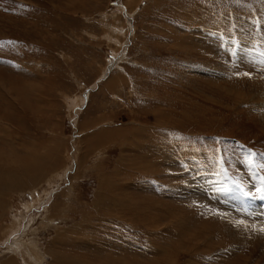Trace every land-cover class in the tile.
Here are the masks:
<instances>
[{"label":"rangeland","instance_id":"1","mask_svg":"<svg viewBox=\"0 0 264 264\" xmlns=\"http://www.w3.org/2000/svg\"><path fill=\"white\" fill-rule=\"evenodd\" d=\"M35 150L40 264H264V0H0V155Z\"/></svg>","mask_w":264,"mask_h":264},{"label":"bare ground","instance_id":"2","mask_svg":"<svg viewBox=\"0 0 264 264\" xmlns=\"http://www.w3.org/2000/svg\"><path fill=\"white\" fill-rule=\"evenodd\" d=\"M96 136H97V134H96ZM98 137H100V136H98ZM107 137H108V135H107ZM103 138H104V136H103ZM105 138H106V136H105ZM110 138H111V135H110ZM41 150H35L33 152V154H29L32 158H19L17 156V154H15V153H13V154L12 153H1L2 155H0V236L2 237V240L0 239V241H2L0 243V251L2 252V253H0V258L1 257L2 258L3 257L6 258L5 261L0 262V264H32V263L40 264L39 262H41V260H42L40 258L41 257V254L43 255L42 250H41V244H40V242L37 241V240H35V239H33L32 236L31 237L28 236V231L30 229L34 230L33 229L34 228V225L32 223V220L30 219V216L28 217V219L24 223H22V220H24V219H22V218L20 219L19 218L21 215L20 214L19 215L17 214L18 211H16L17 213L14 212L15 211L14 209L16 208L15 205H14L16 199H18V201L19 200H22V198H24V197H26V196L34 193V192L39 191L40 188L43 185L45 186V184L48 185V186H53V189H54L55 183L57 185L56 178H59L60 179L61 178L60 173L65 172V168L63 169L62 164L59 166L60 168L58 167L59 163L61 162V159H59V156L57 154L54 155L55 152L54 153L46 152V154H45ZM58 161H59V163H58ZM125 161H128V163L131 164V161L132 160L131 159H128V160L126 159ZM121 163H122V161H121ZM138 164L141 167V169L143 171H145V172H147L149 170L143 168V165H145L146 168H151L150 166H153L152 161L145 162L142 159H141L140 163H138ZM56 165H57V168L61 169L62 171L59 170V169H58L59 171L58 170L54 171L53 168ZM115 168L118 169V167H115ZM131 168H132V166H131ZM48 170L49 171H52L53 170L52 172H54V173L51 172L52 173V175H51V173H49ZM135 170H138V169L136 168ZM143 171H141V172H143ZM118 173L119 172H117V174ZM105 179L106 178H102V181L100 182V185H99V188L100 189L98 190L99 196H97L96 199H94L92 201V203L90 204V206L85 207L83 209V211H88L90 208H92V210L94 212V211H96L95 210V207H98L99 208V206L103 207L104 205L106 207V205H107L108 202L111 203L114 199H116V197H118L117 195H115L116 192L114 190H116V189H113L112 188L113 186L112 185H109V183H107L105 181ZM48 182H50V183H48ZM63 195L64 194L59 195L58 197H61L63 199L64 198ZM59 201L61 202L62 200H59ZM42 202H43L42 200L39 201V202L37 200L36 201V204H38L37 206L38 207H41L40 204ZM45 202H47V201H45ZM54 202L56 204V201L55 200H54ZM125 202L127 204H129L130 207L133 206V203L132 202L131 203L128 202V201H125ZM118 203H119V201H118ZM108 205H110V204H108ZM125 205L126 204L124 203L122 207L123 208L128 207L127 205L126 206ZM134 205L136 206V205H139V204H134ZM107 207H109V206H107ZM118 207H120V205H118ZM46 208L47 207L45 206L44 209L46 210ZM135 208H139L140 209V207H135ZM143 208L145 209V207H143ZM26 209H28V210L31 209V206L26 207ZM47 209H49V207ZM55 209H56V207L54 208V210ZM42 210H43V208H42ZM121 211H123V209ZM143 211H141V212L143 213ZM59 212H58L59 213L58 215H60V214L63 215V213H61V212H63V210H60ZM52 213H55V211H52ZM124 213H125V211L119 212L118 215L121 216L124 219V218H126V216L123 217V215H122ZM108 214H110V213H108ZM115 214L116 213H114V215ZM145 214H147V213H145ZM114 215H113L114 218H112L113 221L116 219V217ZM118 215H116V216H118ZM45 217H44V219L47 221L49 218H47V216H45ZM59 219H60V217H59ZM64 219H65V217H64ZM64 219H63V222H64ZM67 219L68 218L66 217V220ZM144 221H145V219L143 220V222ZM36 231L38 232L40 230L39 229L38 230L35 229V232ZM21 232H23V234H20ZM73 234L75 235L77 233L74 232ZM33 237H36V236L34 235ZM59 237H62L63 244H66L65 245L66 248H70V244H74L75 243V237L72 238L71 235L69 237L65 233H62L61 232V234L59 235ZM69 238H72V239H69ZM5 242L8 243V251L7 252H9V253L12 252L11 255H9V256H7V253L3 252L2 249H1L2 245ZM70 254H72V255H69V254H66V253L65 254L60 253V252L54 250V248H49L48 251H47V256L49 258L53 259V263L54 264H59V263H64V264H75V263L76 264H81L80 257H76L75 258L73 253H70ZM101 264H107V263L101 262Z\"/></svg>","mask_w":264,"mask_h":264},{"label":"snow or ice","instance_id":"3","mask_svg":"<svg viewBox=\"0 0 264 264\" xmlns=\"http://www.w3.org/2000/svg\"><path fill=\"white\" fill-rule=\"evenodd\" d=\"M245 75H248L247 73H245ZM258 191H260L261 195L264 196V186H262ZM247 194V193H245ZM241 224H243V222H240ZM261 232H264V228L260 229Z\"/></svg>","mask_w":264,"mask_h":264}]
</instances>
